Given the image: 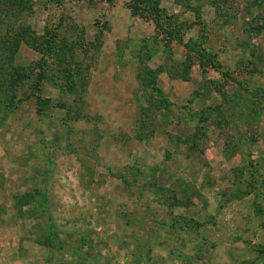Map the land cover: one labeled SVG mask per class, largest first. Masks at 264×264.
Instances as JSON below:
<instances>
[{"label":"rangeland","instance_id":"obj_1","mask_svg":"<svg viewBox=\"0 0 264 264\" xmlns=\"http://www.w3.org/2000/svg\"><path fill=\"white\" fill-rule=\"evenodd\" d=\"M0 82V264H264V0H0Z\"/></svg>","mask_w":264,"mask_h":264},{"label":"trees","instance_id":"obj_2","mask_svg":"<svg viewBox=\"0 0 264 264\" xmlns=\"http://www.w3.org/2000/svg\"><path fill=\"white\" fill-rule=\"evenodd\" d=\"M13 76H14V79L12 80V82H17V81H19V79H20V76H18V75H16V74H12ZM31 74H28L26 77H28V79L30 78V77H32V76H30ZM0 84H1V82H0ZM12 98H15V96L13 97L12 96ZM21 101V100H20Z\"/></svg>","mask_w":264,"mask_h":264}]
</instances>
